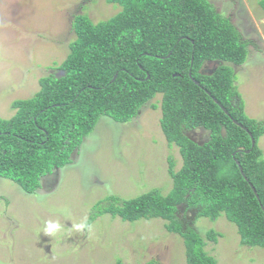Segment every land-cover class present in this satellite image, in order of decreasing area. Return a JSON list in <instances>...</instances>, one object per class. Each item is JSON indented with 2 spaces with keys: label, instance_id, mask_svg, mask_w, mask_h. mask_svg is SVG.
Instances as JSON below:
<instances>
[{
  "label": "trees",
  "instance_id": "trees-1",
  "mask_svg": "<svg viewBox=\"0 0 264 264\" xmlns=\"http://www.w3.org/2000/svg\"><path fill=\"white\" fill-rule=\"evenodd\" d=\"M105 1L120 10L97 23L76 15L61 74L41 77L38 92L13 101L15 114L0 118V178L35 194L44 177L72 163L99 117L128 123L161 94L160 128L182 162L175 171L167 158L171 190L128 200L110 196L95 216L164 221L167 232L182 238L186 264H216L188 210L212 221L224 215L241 245L264 249V158L257 146L250 150L248 134L257 141L264 122L244 114L229 66L245 62L240 33L207 0ZM259 4L264 11V0ZM206 61L224 64L203 73ZM193 131L206 139L193 140ZM205 237L216 242L217 233L208 230Z\"/></svg>",
  "mask_w": 264,
  "mask_h": 264
},
{
  "label": "rangeland",
  "instance_id": "rangeland-1",
  "mask_svg": "<svg viewBox=\"0 0 264 264\" xmlns=\"http://www.w3.org/2000/svg\"><path fill=\"white\" fill-rule=\"evenodd\" d=\"M207 1L228 18L240 33V42L246 44L245 62L229 65L233 87L244 114L262 123L264 11L260 0ZM119 10L105 0H0V118L15 114L13 101L33 97L41 77L61 74L58 66L75 39L72 21L76 15H87L97 23ZM209 63H204L203 73L224 64ZM160 101L157 94L128 123L99 117L72 155V163L44 177L35 194H26L0 178V264H146L152 260L186 264L182 238L167 232L164 221L129 223L94 214L110 196L128 200L152 189L162 195L171 190L167 158L172 157L175 171L182 162L178 148H169L161 131ZM258 147L264 158V136ZM62 209L70 215H63ZM196 214L188 210L191 227L204 238V250L216 264H264V249L241 245L236 226L224 215L212 221ZM84 216L91 231H71L72 221ZM49 219L60 220L68 230L56 237L38 232ZM208 230L217 233L216 242L206 240Z\"/></svg>",
  "mask_w": 264,
  "mask_h": 264
},
{
  "label": "clouds",
  "instance_id": "clouds-1",
  "mask_svg": "<svg viewBox=\"0 0 264 264\" xmlns=\"http://www.w3.org/2000/svg\"><path fill=\"white\" fill-rule=\"evenodd\" d=\"M208 62L211 63L212 61H208ZM224 112H225V114H228L226 111H224ZM233 122L237 126H239L240 128L244 129L246 132H248L246 128H244L243 126L238 125V123L236 121H233ZM248 134H249V136L251 138V148H250V150H252L255 146L258 147L259 139L262 136H264V134L261 137H259V139L257 141H255V139L252 137V135L250 133H248ZM252 140L254 141V146L253 147H252ZM250 150H244V151L242 150V151L245 152V153H249ZM233 156H234V154H233ZM237 162L238 161H236V164H237ZM238 167H239V169L241 168L240 167V163H239ZM61 212L65 216L70 215V213L68 212L67 209H62ZM91 229H92V226L89 224L87 217L84 216V217L80 218L79 220H75L74 219L72 221V223H71V229L70 230L74 231V232H78V233H83V232H86V231L90 232ZM67 230L68 229H65L64 225L61 223L60 220H53V219H49V220L44 221L43 226L41 228L37 229L38 232H41V233H43V234H45L47 236H50V237H56L58 234L63 233L64 231H67Z\"/></svg>",
  "mask_w": 264,
  "mask_h": 264
},
{
  "label": "flooded vegetation",
  "instance_id": "flooded-vegetation-1",
  "mask_svg": "<svg viewBox=\"0 0 264 264\" xmlns=\"http://www.w3.org/2000/svg\"><path fill=\"white\" fill-rule=\"evenodd\" d=\"M191 133H192V138L195 141L206 139L205 138V136H206L205 132H202V131H193ZM196 136L198 137L197 139L195 138Z\"/></svg>",
  "mask_w": 264,
  "mask_h": 264
},
{
  "label": "water",
  "instance_id": "water-1",
  "mask_svg": "<svg viewBox=\"0 0 264 264\" xmlns=\"http://www.w3.org/2000/svg\"><path fill=\"white\" fill-rule=\"evenodd\" d=\"M222 108V107H221ZM223 109V108H222ZM224 110V109H223ZM254 146V141L252 140V147ZM237 165L239 166V163L237 162ZM240 172L242 173V169L240 168ZM251 188L252 190L255 192V189L252 187L251 185Z\"/></svg>",
  "mask_w": 264,
  "mask_h": 264
}]
</instances>
